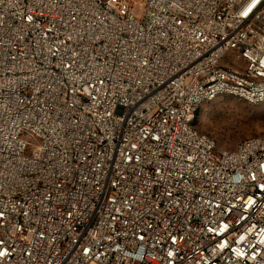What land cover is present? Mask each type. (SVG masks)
<instances>
[{"label": "built area", "instance_id": "2783aa9c", "mask_svg": "<svg viewBox=\"0 0 264 264\" xmlns=\"http://www.w3.org/2000/svg\"><path fill=\"white\" fill-rule=\"evenodd\" d=\"M224 96L264 104V0H0V264H264Z\"/></svg>", "mask_w": 264, "mask_h": 264}, {"label": "rangeland", "instance_id": "374dc122", "mask_svg": "<svg viewBox=\"0 0 264 264\" xmlns=\"http://www.w3.org/2000/svg\"><path fill=\"white\" fill-rule=\"evenodd\" d=\"M232 67L240 70L244 64L239 62ZM197 129L213 138L220 150H233L248 138L264 136V104L252 105L232 97H220L202 106Z\"/></svg>", "mask_w": 264, "mask_h": 264}, {"label": "water", "instance_id": "95a60500", "mask_svg": "<svg viewBox=\"0 0 264 264\" xmlns=\"http://www.w3.org/2000/svg\"><path fill=\"white\" fill-rule=\"evenodd\" d=\"M198 114H199V112H198ZM198 114H197V117H198Z\"/></svg>", "mask_w": 264, "mask_h": 264}]
</instances>
